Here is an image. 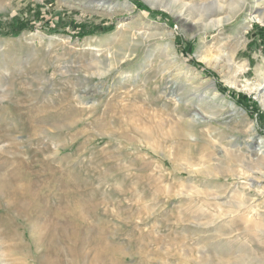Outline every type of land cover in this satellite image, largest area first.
Listing matches in <instances>:
<instances>
[{
  "label": "rangeland",
  "instance_id": "1",
  "mask_svg": "<svg viewBox=\"0 0 264 264\" xmlns=\"http://www.w3.org/2000/svg\"><path fill=\"white\" fill-rule=\"evenodd\" d=\"M251 13L0 0V264H264Z\"/></svg>",
  "mask_w": 264,
  "mask_h": 264
},
{
  "label": "bare ground",
  "instance_id": "2",
  "mask_svg": "<svg viewBox=\"0 0 264 264\" xmlns=\"http://www.w3.org/2000/svg\"><path fill=\"white\" fill-rule=\"evenodd\" d=\"M250 18L251 19H255V20H260V21L264 22V15H260V14H257V13H251ZM229 19H231V17L230 18L228 17L227 19L222 18V17L221 18H218V19H214V20H212L213 21L212 23L210 22L211 23L210 24L211 26L206 25L204 28H208V27L210 28V27H215V26L222 25L225 21H227ZM256 89H257V87H256Z\"/></svg>",
  "mask_w": 264,
  "mask_h": 264
}]
</instances>
